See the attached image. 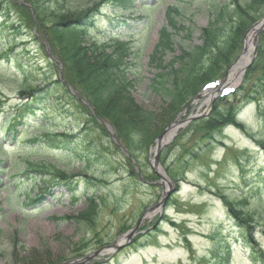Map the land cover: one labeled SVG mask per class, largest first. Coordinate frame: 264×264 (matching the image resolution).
<instances>
[{
  "label": "rangeland",
  "instance_id": "rangeland-1",
  "mask_svg": "<svg viewBox=\"0 0 264 264\" xmlns=\"http://www.w3.org/2000/svg\"><path fill=\"white\" fill-rule=\"evenodd\" d=\"M96 1L73 0V4L82 9ZM221 1L157 0L149 10L141 7L144 1L130 0L135 10L127 13L122 9L124 0H108L99 8L91 33L76 39L80 46L97 40V46L108 55L120 43L133 46L135 54L129 66V77L135 79L132 95L137 104L155 112L156 123L164 125L162 132L172 121H184L208 106V96L192 99L184 112L163 122L161 96L148 84L155 73L150 55L158 31L166 24V7L177 3L182 11L178 19L183 27L190 28L191 35L181 38L179 33L174 39L187 47L200 42L199 28L207 24ZM115 9L120 10L117 13ZM123 19L130 27L121 28ZM10 31L0 19V52L18 43L7 58L0 55L1 136H5L1 123L23 103L20 89L41 86L44 78L56 76L40 46L42 38L36 27L28 26L27 32L16 36ZM254 49L250 69L233 81V94L214 103L216 108L208 120L171 127V137L158 155L167 185L151 171L156 138L161 133L141 156V168L127 165L124 153L115 150L105 129L85 133L77 122L69 125V132L76 134V145L68 143L65 148L34 150V145L22 141L19 149L12 146L14 141L8 136L2 137L0 264L72 260H83L78 264H264V88L252 98L242 97L246 90L264 86V46L260 53L257 44ZM241 86L243 89L237 91ZM39 105L45 116L61 120L52 101L42 99ZM229 108H234V113H226ZM74 110L68 103L67 111ZM34 113L27 127L43 120V114ZM228 114H232L231 120L217 123ZM25 159L38 160L49 172H23ZM84 172L94 177L88 180ZM68 184L75 185L76 191L72 192ZM163 189L169 192L164 205L146 212L138 223L146 208L163 198ZM36 196L42 199L31 202ZM90 200L92 205L88 206ZM237 216L247 223L248 244L233 221ZM136 224L127 244L119 250L110 247ZM225 251L230 253L227 259Z\"/></svg>",
  "mask_w": 264,
  "mask_h": 264
},
{
  "label": "trees",
  "instance_id": "trees-1",
  "mask_svg": "<svg viewBox=\"0 0 264 264\" xmlns=\"http://www.w3.org/2000/svg\"><path fill=\"white\" fill-rule=\"evenodd\" d=\"M107 1L97 0L89 8L77 9L73 0H23L26 6L21 5L19 0H0V19H3V23L10 28V34L16 36L20 31L27 32L28 26L36 27L37 35L46 43L61 69L59 76L56 64L46 58L53 66L56 76L54 73L55 77L52 75L49 79L44 78L41 86L30 85L20 89L19 92L24 97L23 103L1 123V130L4 131L5 136L0 135V141L2 137L8 136L9 141H14L12 146L15 148H19L22 141L34 145L35 147L32 148L34 150L46 147L65 148L68 143L76 145V134L69 132V125H75L77 122L76 125H79L85 133L93 128L104 131L99 123V120H102L110 125L116 141L127 151L128 156L124 155L127 165L133 167L132 161L129 160L131 157L141 168L143 164L140 161L141 156L146 154L164 125L159 126L156 123L158 119L155 118V112L137 104L132 95L135 79L129 77L131 72L129 66L133 64L135 54L133 46L125 42L120 43L112 55H108L104 49L97 46V40L91 45L80 46L76 39L84 33H91L96 25L100 7ZM129 1L124 0L125 4L121 8L127 13H132L135 9ZM137 1H144L141 7L149 10L153 9L157 2V0ZM216 6L207 24L199 28L200 42L187 47L174 39L179 33L182 34L181 38L191 35L190 28L183 27L178 19L182 11L177 3L166 7V24L158 31L157 44L150 55L149 61L154 64L155 73L148 84L154 94L161 96V108L165 110L162 118L165 119L164 123H168L180 113L203 85L222 77L241 51L243 34L264 12V0H222ZM115 10L118 13L120 9ZM123 21L125 24L121 28L130 27L126 19ZM31 38L38 40L35 34H31ZM258 38L257 48L260 53L264 46V32ZM17 44L15 41L11 45L12 48H16ZM40 46L45 51L43 43ZM12 48H8L6 52L2 48L1 57L7 58L8 53L13 51ZM127 56L129 60H126ZM164 56H167L166 60ZM13 59L17 61L14 55ZM17 63L19 66V62ZM24 81L26 84L27 81ZM242 86L237 91H241ZM67 87L73 91V94ZM263 88L264 86L259 84L254 89L251 86L252 91L246 90L242 96L243 100L252 98L253 94L259 93ZM42 99L52 101V106H57L56 112L60 117L62 116L60 121L58 118L45 116L43 108H39ZM68 103L70 107L75 108L74 112L67 111ZM215 108L216 106L213 111ZM36 110L43 114V120L36 121V126L27 127L30 117L35 116ZM226 113H234V108H229V112ZM65 118H69L68 122ZM208 118L209 116L196 119L192 123H199ZM225 118L224 121L219 120L217 123L228 122L232 119V114L226 115ZM33 129H37L36 133ZM113 147L118 150L114 143ZM1 148L2 146L0 151ZM24 163L23 172L35 171L37 174L49 172L43 169L44 166L38 160L25 159ZM86 173L84 172V177L87 179L94 177L93 174ZM75 185L68 184L72 192L76 191ZM41 199L42 197L36 196L31 202H39ZM90 205L92 200L88 206ZM233 221L237 230L242 233L244 242L248 244L247 223L244 222V218L233 217ZM225 253L227 259L230 253L228 251Z\"/></svg>",
  "mask_w": 264,
  "mask_h": 264
},
{
  "label": "water",
  "instance_id": "water-1",
  "mask_svg": "<svg viewBox=\"0 0 264 264\" xmlns=\"http://www.w3.org/2000/svg\"><path fill=\"white\" fill-rule=\"evenodd\" d=\"M252 30H254V33H253V39H252V46L254 47L255 45H256V41H257V35L259 34V33H261V32H263V30H264V15H263V17H262V19L261 20H259V21H257V22H255L254 24H252V26L250 27V29L248 30V32L247 33H245V35H244V37H243V39H244V41H243V45H242V51H241V53L237 56V58L235 59V61L232 63V65H230L229 67H228V69L226 70V73L224 74V76L222 77V79H221V81H220V83H222V81H224V79L226 78V75H227V73L229 72V70L232 68V66L238 61V58L240 57V55L242 54V52L245 50L244 48H245V38H246V35L250 32V31H252ZM254 50V49H253ZM255 52V51H254ZM252 62V58H249L248 59V62L245 64V66H244V68H243V72H244V69L246 68V67H248L249 66V64ZM243 72H242V74H243ZM242 74H241V76H242ZM222 86H220V87H217L216 88V91L217 92H219V89L221 88ZM201 96L200 95H198V96H196L195 97V99H194V101L196 100V99H198V98H200ZM214 100V99H213ZM213 100L212 101H210V105H209V107H207L204 111H203V113H201V114H199V115H192V116H189L186 120H182L181 121V123H186L187 121H190V120H192V119H194V118H201V117H203L204 115H206V114H208V112H209V110L212 108V106H213ZM187 108V107H186ZM186 108H185V110H186ZM178 123H180V121H178V120H174V121H172V123H171V125L170 126H168V129H166V130H164L161 134H160V136H158L157 138H156V145H155V147H154V150H155V154H154V157H153V163H152V166H151V171H154L156 174H157V176L161 179V180H163V178H162V174H161V172L159 171V170H161L160 169V166H159V160H158V155H159V153H160V151L162 150V146H164L166 143H167V141H168V139L171 137V136H169L168 137V139H166L165 138V134L171 129V127L172 126H175L176 124H178ZM104 125V124H103ZM106 127V126H105ZM163 186V185H162ZM163 198L162 199H160L158 202H156V204H154V206H150V207H148V208H146V210L143 212V214H142V216L140 217V219H139V221H138V223L140 222V221H142L143 220V218H145V215H146V212H150V211H153L155 208H157V207H162L163 205H164V200H165V198H166V196L168 195V191L166 192L164 189H163ZM137 223V224H138ZM136 224V225H137ZM137 227H138V225L137 226H135V227H133V229L132 230H129V231H127V232H125L124 234H123V236H122V239H120V240H118L116 243H113V245H111L110 247L111 248H114V249H117V250H119L123 245H125V244H127L128 242H129V240L132 238V234H133V232L137 229ZM81 261H83V260H72L71 262H64V263H60V264H78V263H80Z\"/></svg>",
  "mask_w": 264,
  "mask_h": 264
},
{
  "label": "bare ground",
  "instance_id": "bare-ground-1",
  "mask_svg": "<svg viewBox=\"0 0 264 264\" xmlns=\"http://www.w3.org/2000/svg\"><path fill=\"white\" fill-rule=\"evenodd\" d=\"M254 30L250 31L245 40V50L242 52L240 57L238 58V61L232 66V68L229 70V72L226 75L225 82L227 85H232L233 81L237 80L239 76L242 74V70L245 66V64L248 62V59L250 58V53L252 51L251 45H252V37H253ZM212 97V95H211ZM207 101V100H206ZM172 131L166 135V139L171 135ZM162 178L165 180V175L162 174ZM167 185V184H166Z\"/></svg>",
  "mask_w": 264,
  "mask_h": 264
}]
</instances>
